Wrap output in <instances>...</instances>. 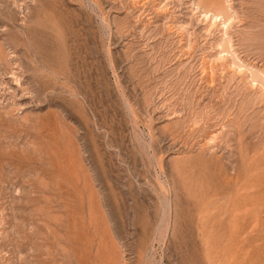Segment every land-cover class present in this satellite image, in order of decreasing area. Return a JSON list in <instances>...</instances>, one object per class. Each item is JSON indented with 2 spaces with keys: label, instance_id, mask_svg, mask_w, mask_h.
<instances>
[{
  "label": "rangeland",
  "instance_id": "374dc122",
  "mask_svg": "<svg viewBox=\"0 0 264 264\" xmlns=\"http://www.w3.org/2000/svg\"><path fill=\"white\" fill-rule=\"evenodd\" d=\"M214 2L0 0V264H264V0Z\"/></svg>",
  "mask_w": 264,
  "mask_h": 264
},
{
  "label": "bare ground",
  "instance_id": "6f19581e",
  "mask_svg": "<svg viewBox=\"0 0 264 264\" xmlns=\"http://www.w3.org/2000/svg\"><path fill=\"white\" fill-rule=\"evenodd\" d=\"M212 3V7L211 8H213V4H219L218 2H214V0H210V4ZM215 4V5H216ZM210 7V6H209ZM214 7H216V6H214ZM203 9V8H202ZM207 11V10H206ZM215 11V10H214ZM210 11H208V13H209ZM220 14V13H219ZM218 15V14H217ZM221 15H222V13H221ZM216 17V16H215ZM195 248V247H194ZM198 250H196V252H197ZM192 252H194V251H192ZM188 255H191V254H188ZM194 255V254H193ZM198 256V255H197ZM190 257V256H189ZM196 256H194V258H195ZM193 257H191V259H192V261H194L195 259H194ZM198 259V258H197ZM191 261V260H190ZM200 262V261H199ZM194 263V262H193ZM192 263V264H193ZM188 264V263H187Z\"/></svg>",
  "mask_w": 264,
  "mask_h": 264
}]
</instances>
